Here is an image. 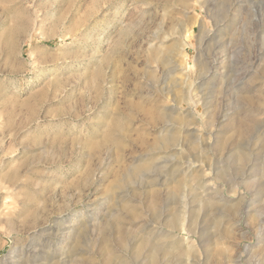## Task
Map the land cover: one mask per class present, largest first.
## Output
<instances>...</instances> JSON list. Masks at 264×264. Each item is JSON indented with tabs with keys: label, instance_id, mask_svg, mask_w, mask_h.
Instances as JSON below:
<instances>
[{
	"label": "rangeland",
	"instance_id": "rangeland-1",
	"mask_svg": "<svg viewBox=\"0 0 264 264\" xmlns=\"http://www.w3.org/2000/svg\"><path fill=\"white\" fill-rule=\"evenodd\" d=\"M147 238L264 264V0H0V264H149Z\"/></svg>",
	"mask_w": 264,
	"mask_h": 264
},
{
	"label": "bare ground",
	"instance_id": "bare-ground-1",
	"mask_svg": "<svg viewBox=\"0 0 264 264\" xmlns=\"http://www.w3.org/2000/svg\"><path fill=\"white\" fill-rule=\"evenodd\" d=\"M159 54V53H158ZM201 60V59H200ZM211 66V65H210ZM201 70L202 71H207V72H210V70H209V67L207 66V63H205L204 65H202V67H201ZM206 72V73H207ZM230 78V77H229ZM192 93V92H191ZM190 93V94H191ZM192 96V95H191ZM192 98L194 99V97L192 96ZM193 99H192V101H193ZM194 102V101H193ZM196 105V104H195ZM194 107V106H193ZM164 117V116H163ZM166 119V118H165ZM167 122V121H166ZM166 124V123H165ZM194 125H195V123H194ZM238 126V125H237ZM237 132L239 133V135H240V137H246L248 134H249V132H250V128H248V127H245V126H241V124H240V127L238 128V130H237ZM166 134V133H165ZM162 135H164V134H162ZM165 136H167V135H165ZM177 138H175V136L174 135H169L168 137H167V140H164V139H162V141L164 140V141H166L165 143H164V145L165 146H167V144L168 145H170L171 146V144H173L175 141H177L176 140ZM160 140V139H159ZM175 145V144H174ZM174 145H172L173 147H174ZM165 146H164V148H165ZM167 149H169V147L167 148ZM166 149V150H167ZM171 149V148H170ZM176 150V149H175ZM242 157H243V155H242ZM245 157V156H244ZM141 167V166H140ZM143 167H145V166H143ZM162 168V167H161ZM141 169H142V167H141ZM156 170V169H155ZM157 176V175H156ZM155 186H157V184H155V183H151V185H150V187H155ZM180 186V185H179ZM159 194L157 193V191H153L152 190V192L150 193V198H151V202H150V204H149V207H150V209L156 214V215H158V213H159V211L161 210L160 208H158L159 206H158V201H159ZM205 204V203H204ZM176 215V214H175ZM172 216V215H171ZM177 216V215H176ZM176 216H174V217H176ZM137 217V216H136ZM138 219V218H137ZM167 221V220H166ZM173 221V220H172ZM172 221H171V223H172ZM176 220L174 219V222H175ZM173 224V223H172ZM175 225V224H174ZM105 230V229H104ZM124 237V236H123ZM125 238V237H124ZM143 238V237H142ZM145 238V237H144ZM143 238V239H144ZM140 239V238H139ZM121 241V240H120ZM141 241H142V239H141ZM145 241L146 242H148V245H150V250H149V248H148V252L149 253H147V255H148V257H147V259H148V261H149V264H157L158 263V260H157V263H156V257H157V253L158 252H160L159 251V249H160V247H158L157 245L155 246V244H154V242H153V239H149V238H147V239H145ZM140 242V241H139ZM145 242V243H146ZM125 243V242H124ZM123 245V244H122ZM137 245H138V243H137ZM143 245H145V244H143ZM136 247V246H135ZM139 247H140V243H139ZM138 247V248H139ZM164 248V247H163ZM164 250V249H163ZM110 255H111V253H110ZM109 256V255H108ZM159 256V255H158ZM163 256V255H162ZM107 256H105V258H106ZM113 257V256H112ZM112 257H111V259H112ZM114 258V257H113ZM143 262V261H142ZM144 262H145V260H144ZM113 264V263H112ZM144 264V263H143Z\"/></svg>",
	"mask_w": 264,
	"mask_h": 264
}]
</instances>
